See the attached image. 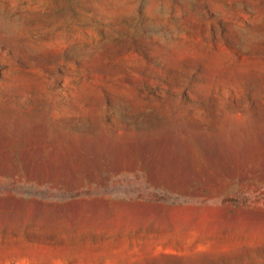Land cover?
Instances as JSON below:
<instances>
[{
	"label": "rangeland",
	"instance_id": "rangeland-1",
	"mask_svg": "<svg viewBox=\"0 0 264 264\" xmlns=\"http://www.w3.org/2000/svg\"><path fill=\"white\" fill-rule=\"evenodd\" d=\"M0 264H264V0H0Z\"/></svg>",
	"mask_w": 264,
	"mask_h": 264
}]
</instances>
